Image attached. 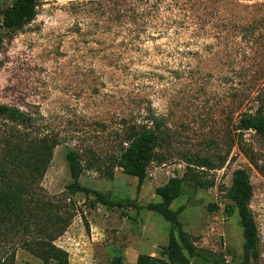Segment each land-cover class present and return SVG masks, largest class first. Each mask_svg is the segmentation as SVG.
Segmentation results:
<instances>
[{"label": "rangeland", "instance_id": "rangeland-1", "mask_svg": "<svg viewBox=\"0 0 264 264\" xmlns=\"http://www.w3.org/2000/svg\"><path fill=\"white\" fill-rule=\"evenodd\" d=\"M11 2L0 0V9ZM0 105L28 113L59 139L41 186L72 215L53 242L68 264H134L139 254L166 264H242L240 218L224 211L236 169L253 188L260 256L249 264H264V139L236 130L242 115L264 113V0H40L22 30L0 26ZM144 126L163 140L138 190L114 163L124 132ZM9 129L20 127L0 118V136ZM68 149L81 158L83 187L138 208L68 194ZM188 157L215 167L197 170L212 186L186 185L170 205L184 207L179 220L201 258L142 208L160 201L155 189L182 176ZM27 238L0 227V260L40 264L23 248Z\"/></svg>", "mask_w": 264, "mask_h": 264}, {"label": "trees", "instance_id": "trees-1", "mask_svg": "<svg viewBox=\"0 0 264 264\" xmlns=\"http://www.w3.org/2000/svg\"><path fill=\"white\" fill-rule=\"evenodd\" d=\"M39 2L40 0H12L9 6L0 9V26L7 33L22 30L34 19ZM262 110L259 108L254 114L242 115L236 124V130L239 132L251 130L264 139ZM0 118L20 127V129H9L0 136V227L5 230L17 229L28 236L22 246L28 253L38 258L40 264H68L67 252L55 247L53 242L66 230L72 215L62 203L51 200L41 186L54 150L59 145V139L44 126L36 123L31 115L15 107L0 105ZM155 129L157 128L144 126L140 129L126 130L119 155L114 163L123 174L136 178L138 190L147 176L150 163L156 159V148L163 140ZM247 154L249 162L257 166L252 155ZM65 160L71 178V182L65 187L68 194L74 195L80 192L85 197L93 195L94 203L110 208L125 206L138 208L128 199L111 200L106 194L83 187L79 178L84 167L75 150L68 149ZM224 162L225 160L219 166ZM200 168L215 167L204 158L188 157L182 176L172 177L155 189V195L160 201L142 207L159 214L170 224L172 232L177 237L178 247L192 258H201L204 254L193 245L179 220L184 207L171 210L170 205L184 193L186 185L195 189L212 186V183L199 177L197 170ZM252 195L253 188L248 172L245 169L234 170L231 185L225 195L231 204L225 205L224 211L227 216H232L236 212L240 218L243 238L242 264L257 262L260 256L257 228L249 207ZM94 203H90L92 208ZM209 208L217 209L215 205ZM169 247L170 255L174 247L172 245ZM113 260L114 264L120 262L118 258ZM0 264H10V262L0 260ZM134 264H166V261L139 254Z\"/></svg>", "mask_w": 264, "mask_h": 264}]
</instances>
